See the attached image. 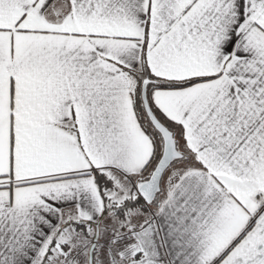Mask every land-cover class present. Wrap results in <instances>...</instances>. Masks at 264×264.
<instances>
[{"label": "snow or ice", "instance_id": "snow-or-ice-1", "mask_svg": "<svg viewBox=\"0 0 264 264\" xmlns=\"http://www.w3.org/2000/svg\"><path fill=\"white\" fill-rule=\"evenodd\" d=\"M0 264H264V0H0Z\"/></svg>", "mask_w": 264, "mask_h": 264}]
</instances>
